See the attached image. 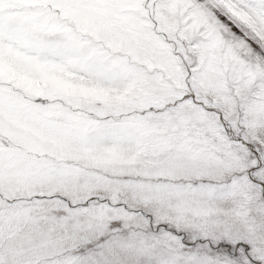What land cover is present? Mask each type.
Segmentation results:
<instances>
[{"label": "snow or ice", "instance_id": "1", "mask_svg": "<svg viewBox=\"0 0 264 264\" xmlns=\"http://www.w3.org/2000/svg\"><path fill=\"white\" fill-rule=\"evenodd\" d=\"M0 264H264V0H0Z\"/></svg>", "mask_w": 264, "mask_h": 264}]
</instances>
